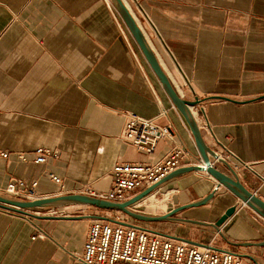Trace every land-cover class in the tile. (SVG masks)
<instances>
[{
    "label": "crops",
    "instance_id": "1",
    "mask_svg": "<svg viewBox=\"0 0 264 264\" xmlns=\"http://www.w3.org/2000/svg\"><path fill=\"white\" fill-rule=\"evenodd\" d=\"M126 1L164 73L189 81L184 100L200 102L206 147L222 151L212 135L230 151L232 160L215 169L264 202V0ZM127 112L171 125L199 164L187 123L111 0H0V153L8 154L0 157V194L10 179L35 181L43 198L83 188L105 193L116 164L163 160L165 140L150 155L123 141ZM39 147L57 150L59 159L31 162ZM19 153L29 162L18 161ZM188 168L175 169L139 200L148 188L111 202L126 204L124 211L77 203L25 214L0 209V264H82L77 258L92 220L264 264V220L214 178ZM152 193L167 196L164 211L140 209ZM233 205L235 213L216 228ZM49 209L57 215H46ZM37 232L42 237L32 239Z\"/></svg>",
    "mask_w": 264,
    "mask_h": 264
},
{
    "label": "built area",
    "instance_id": "2",
    "mask_svg": "<svg viewBox=\"0 0 264 264\" xmlns=\"http://www.w3.org/2000/svg\"><path fill=\"white\" fill-rule=\"evenodd\" d=\"M121 2L136 23V18L127 1L121 0ZM137 27L141 31L138 25ZM141 33L143 34L142 31ZM166 76L177 96L184 100V89H190L189 81L181 75L180 82L175 81L167 74ZM199 105L188 107V109L198 128L205 130L206 123L201 115L203 109ZM165 114L166 112L162 111L159 116H165ZM124 118L122 139L126 144L137 151L150 155L154 152L156 144L165 140L170 144L167 156L155 163L116 164L111 170V187L107 192L96 193L89 188H83L80 195L120 203L136 190L157 185L179 167L203 166L206 168L201 160L199 164L193 165L188 152L175 141L174 129L171 125H158L153 118L142 117L132 112L125 113ZM209 136L210 142L222 150L214 152L216 157L210 159V166L231 161L232 155L226 145L212 135ZM31 153V162L35 164H44L48 160L59 159V152L55 149L39 147ZM7 156L6 152L0 153L2 158H7ZM16 157L20 162H29L25 154L19 153ZM201 173L208 175L206 172ZM46 177L61 186L62 180L53 173L48 172ZM35 188V181L26 184L20 179H10L1 193L22 201L43 199V197L37 196ZM150 196L154 197L155 195L152 193ZM165 200H167V196ZM163 208H166V204ZM45 214L48 216L57 215L53 209L47 210ZM114 220H119L117 214ZM41 237L42 234L37 232L32 239ZM77 260L82 264H242L241 258L236 254L228 251L214 252L211 250L210 244L202 248L189 247L182 242L140 228L111 225L97 220L90 222L82 252Z\"/></svg>",
    "mask_w": 264,
    "mask_h": 264
},
{
    "label": "water",
    "instance_id": "3",
    "mask_svg": "<svg viewBox=\"0 0 264 264\" xmlns=\"http://www.w3.org/2000/svg\"><path fill=\"white\" fill-rule=\"evenodd\" d=\"M111 1L113 2L114 7L116 8L117 12L123 19L124 23L126 24L132 37L138 44L146 61L150 65L151 69L153 70L157 78L160 80L164 89L171 97L174 105L180 111L181 115L183 116L185 122L187 123L192 133L195 143L201 153L202 158L200 160L206 166V168H204L203 166H194V167H189L188 170L195 172H206L211 178H214L221 186H223L228 191H230L241 202L242 205L246 206L254 214H256L258 217L264 220V202L261 201L256 196H254L253 194H251L250 192H248L235 178L227 177L221 174L220 172H218L214 166H210V159H214L216 155L214 152H211L206 147L200 135L199 128L196 125L195 121L193 120L188 109V107H193L195 105H198L200 104V102L197 99H194V101L183 100L177 96L166 74L160 67L157 58L153 54L143 34L138 29L135 21L133 20L130 13L125 8V6L122 4L121 0H111ZM205 152H207L210 157H207ZM156 187L157 185L148 188L136 200H139L140 198L147 196L154 189H156ZM62 203L84 204V205L94 206L100 209L114 210V211H124V207L126 206V204H114L108 201H104L84 195L43 198L35 201H22L0 194V209L9 212L19 213V214H25V211H33L35 208H44ZM236 209H237L236 205L227 208L224 211V213L221 215V217L215 222L214 226L216 228L221 227L223 223L235 213Z\"/></svg>",
    "mask_w": 264,
    "mask_h": 264
},
{
    "label": "rangeland",
    "instance_id": "4",
    "mask_svg": "<svg viewBox=\"0 0 264 264\" xmlns=\"http://www.w3.org/2000/svg\"><path fill=\"white\" fill-rule=\"evenodd\" d=\"M164 199L165 198L163 196V193H159L153 199L148 200L144 204L139 205V207H140V209H145V208L151 209L152 208L151 206L154 205V209H151V210H156L157 212H162L165 210V208H163L164 204H166L169 200L167 198V200H165L166 202L164 203V202H162V200H164ZM115 216L116 215H114V217Z\"/></svg>",
    "mask_w": 264,
    "mask_h": 264
}]
</instances>
